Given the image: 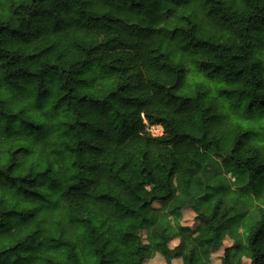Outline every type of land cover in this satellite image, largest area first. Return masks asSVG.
Masks as SVG:
<instances>
[{"label":"trees","instance_id":"trees-1","mask_svg":"<svg viewBox=\"0 0 264 264\" xmlns=\"http://www.w3.org/2000/svg\"><path fill=\"white\" fill-rule=\"evenodd\" d=\"M188 63L264 107V0H0V264H213L239 201L195 187L216 157L255 184L264 145ZM178 193L196 227L153 214ZM246 228L222 264H264V204Z\"/></svg>","mask_w":264,"mask_h":264},{"label":"rangeland","instance_id":"rangeland-1","mask_svg":"<svg viewBox=\"0 0 264 264\" xmlns=\"http://www.w3.org/2000/svg\"><path fill=\"white\" fill-rule=\"evenodd\" d=\"M186 77L189 83L202 82L206 85L211 99L216 104V123L238 125L243 130L249 132V135L243 136L244 139L264 145V107L259 105L251 106L246 98L225 97L221 94L224 83L216 75L202 72L194 63H188ZM204 179L206 180L207 188L203 184L201 187L199 182L195 189H201L205 193L209 192L214 201L222 196L232 202H235L236 199L239 201L236 209L233 211V218L227 221V234L230 236L226 237L222 248L217 249L211 255L213 264H222L225 247L233 244L234 237L244 239L247 224L255 214V206L260 203L264 204V174L255 184H251L248 181L247 175L235 170L231 164L216 157L209 173L205 175ZM176 183L180 185L178 177L176 178ZM190 201L191 199L187 195L178 193L177 198L164 205L163 211L155 208L153 214L159 213V220H168L172 223L181 216V223L183 225L196 227L198 224L196 212L193 208L185 206ZM155 206L160 207L161 203L157 202ZM178 206L183 207L180 210V214L175 211V208ZM204 250L205 248H200L199 252L201 253L202 261L207 264V255ZM243 261L244 264H249L250 260L243 257ZM164 263L165 259L160 253H157L146 261V264ZM174 264L184 263L182 259H179L175 260Z\"/></svg>","mask_w":264,"mask_h":264},{"label":"built area","instance_id":"built-area-1","mask_svg":"<svg viewBox=\"0 0 264 264\" xmlns=\"http://www.w3.org/2000/svg\"><path fill=\"white\" fill-rule=\"evenodd\" d=\"M147 128L154 135H161L163 133V126L161 124H149L147 121Z\"/></svg>","mask_w":264,"mask_h":264}]
</instances>
